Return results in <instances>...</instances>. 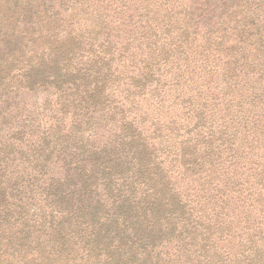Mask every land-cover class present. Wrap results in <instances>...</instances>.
Segmentation results:
<instances>
[{"label":"trees","instance_id":"obj_1","mask_svg":"<svg viewBox=\"0 0 264 264\" xmlns=\"http://www.w3.org/2000/svg\"><path fill=\"white\" fill-rule=\"evenodd\" d=\"M0 264H264V0H0Z\"/></svg>","mask_w":264,"mask_h":264}]
</instances>
